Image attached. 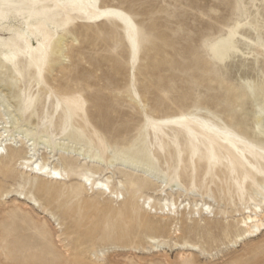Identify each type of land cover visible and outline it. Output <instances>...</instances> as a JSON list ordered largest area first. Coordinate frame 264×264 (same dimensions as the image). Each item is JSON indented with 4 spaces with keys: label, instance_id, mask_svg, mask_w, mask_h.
<instances>
[{
    "label": "rangeland",
    "instance_id": "rangeland-1",
    "mask_svg": "<svg viewBox=\"0 0 264 264\" xmlns=\"http://www.w3.org/2000/svg\"><path fill=\"white\" fill-rule=\"evenodd\" d=\"M11 2L0 25V122L70 173L56 182L0 160V264H264V231L239 239L237 225L264 180L260 31L243 30L254 42L240 39L246 56L225 64L208 50L264 16V0H139L133 23L147 41L87 7L127 0H78L84 7L59 8L56 28L32 0ZM59 36L69 47L57 55ZM86 171L110 178L114 197L86 187ZM165 200L177 203L171 217Z\"/></svg>",
    "mask_w": 264,
    "mask_h": 264
},
{
    "label": "bare ground",
    "instance_id": "bare-ground-1",
    "mask_svg": "<svg viewBox=\"0 0 264 264\" xmlns=\"http://www.w3.org/2000/svg\"><path fill=\"white\" fill-rule=\"evenodd\" d=\"M32 2H33V5L40 4V5H51L52 6V7H35V6L34 7L37 8L45 16L46 20L49 22L48 24H50L51 27L53 26L54 28H56L57 23L54 20V15H57L59 13V10H60L59 8L55 7L58 0H42V1L32 0ZM50 10H51V12H49ZM256 13L258 14L259 12L257 11ZM251 16L252 15H250V17ZM262 16L263 15H261L259 13L258 18L255 17L256 19H254V20L251 19L252 21H249L245 24H240L238 22L237 24L231 26L224 36H220V37L214 39L213 41H211L208 45V50H209L211 57L215 61L225 64L235 54L242 53V51L240 50V39L248 40L251 43L254 42L252 38L246 36L245 33H243L242 31L245 30L246 28H249V29H252L254 31V33H257L259 31V22H260V19ZM29 28H30V26H29ZM31 39H32V37H31ZM57 44L61 46V47L55 49V52L57 55L65 53L67 51V48L69 47V43L62 36H59L57 38ZM63 48H65V49H63ZM12 49L16 50L17 47L15 45H13ZM225 52H227L226 56L224 55ZM248 53L251 55L250 52H248ZM242 54L245 55L244 52ZM0 123H2L4 125V128L7 129L8 136H10L8 133V131H9L8 127L6 125L7 123L5 121L4 122L1 121ZM258 128L260 129L261 127L258 126ZM0 134H3V129H0ZM10 137H12V136H10ZM12 139L14 141H17L13 137H12ZM31 141L32 140L28 139L27 137L24 138V140L22 139V140L18 141V142L26 144V145H31L28 152H26V155L23 157L25 160V163L28 164V167L26 169L32 174H36L42 178L50 179L51 181L57 182L59 180L60 181L64 180L65 176L69 175L70 172L65 168H61V167L52 165L50 163V157L47 158V157H44L42 155H41V157L40 156L37 157L38 156L37 152L35 151V148L33 147L34 143H31ZM37 169H39V170H37ZM45 169H47V171H45ZM55 173H59V175H55ZM80 178H81L82 183L86 187L88 185H90L93 190L105 191V193L109 192L108 194L111 196L116 194L115 192L110 190V186H109L110 185V178H106L105 180H100L99 175L97 173L92 172V171H86L85 173L80 174ZM149 205H150V203H149ZM197 206H198V204H197ZM205 207H206V209L211 208V206L207 205V204L205 205ZM160 209H161L162 214L164 216L166 215V216L171 217L173 214H175L177 212L176 211L177 210V203L173 200L172 201L165 200L162 203V207ZM246 214H247L246 216H243L240 219H237V225H238L239 230L241 232L238 235L239 239L254 237V236H257L263 232L260 230H257L255 232L245 231V229L247 228L246 221H254L255 220V215L250 216L249 211ZM153 241L156 243L157 240L153 239Z\"/></svg>",
    "mask_w": 264,
    "mask_h": 264
},
{
    "label": "snow or ice",
    "instance_id": "snow-or-ice-1",
    "mask_svg": "<svg viewBox=\"0 0 264 264\" xmlns=\"http://www.w3.org/2000/svg\"><path fill=\"white\" fill-rule=\"evenodd\" d=\"M35 7H52L51 5H34ZM18 7L17 4L11 2V0H0V25L3 24L4 18L7 14V10H11L13 8ZM56 8H63V9H74V8H82L84 5H81L78 0H58V2L55 5ZM90 10V16L91 18H99L101 16L107 17V18H114L123 20L125 24L128 27V31L130 36H142L144 41H147L149 39L148 34L141 33L140 29L137 28L136 24L133 23V20L135 18V11L143 7V5L139 2V0H127L126 3H123L121 5H116L114 7H105L103 5L97 6L95 4H91L87 6ZM104 8V10L101 12L99 9ZM71 23V17L68 16L65 18V26L67 24ZM259 31L261 35V41H260V48H261V54L264 55V16L261 17L259 22ZM2 43V42H0ZM75 43H80V41H75ZM46 47V44L44 45ZM138 47L136 42L134 41V56H135V50ZM227 52L224 53L226 56ZM16 53L14 51H9L7 55L4 56L5 60H13L15 58ZM46 62V58L42 55L40 57L39 63L44 64ZM254 91V89H253ZM260 91L261 94L264 95V81L261 82L260 85ZM33 106V101L31 98H29L25 105L24 109L25 111H30ZM261 119H262V126L260 128L261 133V151L264 152V107L261 108ZM0 129H3V134H0V160H9L12 159L13 163L15 162V159H19L20 168H27L28 164L25 163V160L22 156H13V153L18 152H28L31 145H26L23 143H20L18 141H14L12 137L8 136L7 129L4 128V125L0 123ZM102 146H107L108 150L110 152H117L119 150V142H105V140L97 134L94 137ZM122 156H127V151L120 153ZM39 170V169H37ZM47 171V169H45ZM55 175H59V173H55ZM262 176H264V172L261 173ZM252 199L248 202V211L249 215H255L254 221H246L247 228L245 231L255 232L257 230L264 231V180L261 181V183L256 186L252 192ZM206 211L211 212L212 209H206ZM92 264H106L105 261L100 259H94L92 261Z\"/></svg>",
    "mask_w": 264,
    "mask_h": 264
}]
</instances>
